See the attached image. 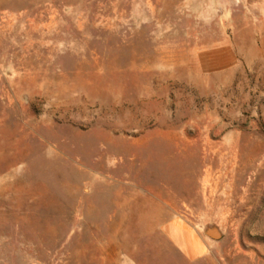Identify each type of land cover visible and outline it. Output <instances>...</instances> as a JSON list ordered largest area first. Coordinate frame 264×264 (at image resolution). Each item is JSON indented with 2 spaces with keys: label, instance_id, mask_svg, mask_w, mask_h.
I'll use <instances>...</instances> for the list:
<instances>
[{
  "label": "rangeland",
  "instance_id": "1",
  "mask_svg": "<svg viewBox=\"0 0 264 264\" xmlns=\"http://www.w3.org/2000/svg\"><path fill=\"white\" fill-rule=\"evenodd\" d=\"M0 264H264V0H0Z\"/></svg>",
  "mask_w": 264,
  "mask_h": 264
},
{
  "label": "crops",
  "instance_id": "2",
  "mask_svg": "<svg viewBox=\"0 0 264 264\" xmlns=\"http://www.w3.org/2000/svg\"><path fill=\"white\" fill-rule=\"evenodd\" d=\"M165 231L173 244L190 260L206 258L210 244L221 240H213L207 235L201 238L195 230L182 222L169 224Z\"/></svg>",
  "mask_w": 264,
  "mask_h": 264
},
{
  "label": "water",
  "instance_id": "3",
  "mask_svg": "<svg viewBox=\"0 0 264 264\" xmlns=\"http://www.w3.org/2000/svg\"><path fill=\"white\" fill-rule=\"evenodd\" d=\"M205 234L213 240H220L223 237L222 232L216 226L208 227L205 231Z\"/></svg>",
  "mask_w": 264,
  "mask_h": 264
}]
</instances>
